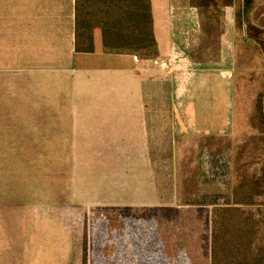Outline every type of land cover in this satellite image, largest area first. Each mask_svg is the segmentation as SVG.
I'll list each match as a JSON object with an SVG mask.
<instances>
[{"label": "crops", "instance_id": "0c3cea01", "mask_svg": "<svg viewBox=\"0 0 264 264\" xmlns=\"http://www.w3.org/2000/svg\"><path fill=\"white\" fill-rule=\"evenodd\" d=\"M78 1L87 0H0L3 18L22 13V99L36 100L39 138L52 147L49 155L22 150V203H0V264H62L76 249L69 228L94 209L169 207L173 188L163 185L162 170L173 165L175 175L187 149L198 147L201 158L204 138L234 130L238 52L261 50L250 31L264 35L259 0L248 13L245 0H151L158 58L171 70L106 52L100 31L94 52L77 53ZM60 142L68 148L61 155ZM75 174L81 182L71 186Z\"/></svg>", "mask_w": 264, "mask_h": 264}, {"label": "rangeland", "instance_id": "374dc122", "mask_svg": "<svg viewBox=\"0 0 264 264\" xmlns=\"http://www.w3.org/2000/svg\"><path fill=\"white\" fill-rule=\"evenodd\" d=\"M11 14L6 11L5 18L0 16V203L18 204L22 203V150L41 149L49 155L52 147L51 141L39 138L45 131L36 129V100L22 99V13L19 17L13 13L14 18ZM259 14L252 13L253 22L258 21ZM250 30L251 35L258 33L261 50L238 52L234 130L204 138L201 158L198 147L196 154L193 147L191 152L187 149L188 161L182 166L176 164L175 175L173 165L172 170H162L163 185L173 188L169 207L133 211L99 208L91 211L89 221L76 219L75 227L68 230L74 231L76 249L72 258L65 257L60 263L209 264L208 237L215 209L223 207L229 194L242 184L248 192L262 193L255 205L243 210L261 221L259 239L264 242V35L260 30ZM22 107L27 114L23 117ZM67 149L66 142L56 147L60 155ZM43 162L50 164L47 158ZM31 166L34 162L28 161V168ZM48 179L44 177L43 185H49ZM27 181L31 182L29 175ZM80 182L75 174L71 186ZM74 197L76 203L81 201V195ZM194 201L202 205L178 207L180 202ZM73 211L84 217L82 208ZM116 245L118 251L122 245L121 258H115ZM104 250L110 251L105 258Z\"/></svg>", "mask_w": 264, "mask_h": 264}, {"label": "trees", "instance_id": "16d2710c", "mask_svg": "<svg viewBox=\"0 0 264 264\" xmlns=\"http://www.w3.org/2000/svg\"><path fill=\"white\" fill-rule=\"evenodd\" d=\"M254 3V0H245V13ZM76 5L77 53L94 52L95 34L100 31L108 53L158 58L151 0H87ZM253 27L250 25V29L256 30ZM251 37L259 43L258 33ZM245 186H237L226 198V204L215 209L211 264H264V242L259 239L261 221L254 213L243 210L245 206L255 205L262 193L248 192ZM187 204L202 205L196 201Z\"/></svg>", "mask_w": 264, "mask_h": 264}, {"label": "built area", "instance_id": "2783aa9c", "mask_svg": "<svg viewBox=\"0 0 264 264\" xmlns=\"http://www.w3.org/2000/svg\"><path fill=\"white\" fill-rule=\"evenodd\" d=\"M152 65L154 68L160 69V70H171L172 69V63L169 60H161L159 58L154 59L152 61Z\"/></svg>", "mask_w": 264, "mask_h": 264}]
</instances>
